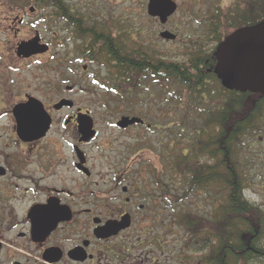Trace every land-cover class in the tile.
Listing matches in <instances>:
<instances>
[{"label": "flooded vegetation", "instance_id": "af4514ba", "mask_svg": "<svg viewBox=\"0 0 264 264\" xmlns=\"http://www.w3.org/2000/svg\"><path fill=\"white\" fill-rule=\"evenodd\" d=\"M67 1L39 0L28 7L31 14H35L38 5L44 8L45 12L33 20H46L51 40L61 47L67 44L76 53V61L85 63L79 69L69 68L65 92L56 99L51 97L52 92L38 95L36 86L23 85L20 77L23 63L52 51L53 41L45 40L44 34L36 30L28 40L0 42V264H202L183 258L182 165L177 149L169 153L174 142H180L181 117L170 115L177 131L166 138L163 130L170 123H166L169 113L154 114L158 122L152 124L149 117L153 113L143 106L141 112L111 114L113 120H109L108 114H98L91 108L98 102L95 96H81L88 93L90 87L85 83L89 80L95 79L91 82L101 85V69L105 66L107 77L116 86L115 95L127 98L126 93L137 87L131 84L135 78L134 61L149 62L152 54L145 40L140 43L139 39L153 30L162 44L177 42L180 31H186L183 24H209L219 7L208 8L206 11L211 13L202 17L182 16L178 22L180 5L172 0L177 9L163 22L160 16L150 14L151 0H146L140 4L143 16L137 18L144 27L138 33L130 21L126 28L117 26L115 18L128 12L120 6L118 10L117 5L123 0H110L111 6L105 5L104 10L89 1ZM190 1L201 5V0ZM25 3L28 2L19 3L22 12L27 8ZM231 3L229 6L235 9L242 6L241 0ZM15 5L0 2L4 9L18 8ZM9 16L5 29L12 36H19L26 17ZM150 23L157 29L150 28ZM36 37L38 49L46 47V51L26 56L20 50L22 43ZM90 65L96 68L90 70ZM69 93L81 95L80 99L86 102H78ZM169 95L164 101L181 112V97H174L171 92ZM257 99L252 98V102ZM126 117L139 120L125 123ZM103 119L107 121L104 136ZM154 128L158 137L151 141L149 133ZM245 132L254 135L244 138L249 170L243 183L247 186L254 175L249 166L258 155L248 148V144L256 142V131ZM125 136H129V144L126 139L121 140ZM258 139L263 143L264 136ZM118 141L120 145H116ZM119 146L127 157L112 156L111 150H118ZM153 150L158 151L159 160L151 156L153 161H145L143 153ZM260 165L264 170V163ZM249 202L261 221L264 204ZM224 206L229 214L227 196ZM194 214L199 217L196 210ZM247 241L264 247V235L257 241ZM263 259L264 256L260 261Z\"/></svg>", "mask_w": 264, "mask_h": 264}, {"label": "trees", "instance_id": "16d2710c", "mask_svg": "<svg viewBox=\"0 0 264 264\" xmlns=\"http://www.w3.org/2000/svg\"><path fill=\"white\" fill-rule=\"evenodd\" d=\"M241 3L237 9L230 6L216 9L208 24V33L215 34L216 43L229 34L221 36V25L236 29L264 18V0H241ZM214 48L191 53L186 60L176 62H161L153 56H149L150 63L144 59L134 61L135 78L131 84L138 86L144 76H150L152 81L160 82L161 91L170 90L172 96L182 99L179 102L182 126L178 128L181 139L174 142L169 153L177 149L183 188L186 186L184 197L203 190L212 198L213 188L223 192L222 197L213 198L217 207L210 217L184 213L182 218L187 233L203 235L205 242L213 244L200 262L256 264L264 256V247L247 240L257 241L264 235V217L259 221V213L244 194L247 186L243 182L249 170L244 138L252 135H247L246 130H264V97L223 87L214 72ZM254 97L259 99L252 102ZM226 196L230 201L229 214L224 206Z\"/></svg>", "mask_w": 264, "mask_h": 264}, {"label": "rangeland", "instance_id": "374dc122", "mask_svg": "<svg viewBox=\"0 0 264 264\" xmlns=\"http://www.w3.org/2000/svg\"><path fill=\"white\" fill-rule=\"evenodd\" d=\"M34 1L39 0H0V2H3L6 6L9 5V3H15V6L18 5V8L16 7L15 9H10L9 7L4 9L0 7V37L4 39H0V42L5 43V41H7L8 39L18 40L19 38L28 40V38L34 36L36 30H38L40 34H44L45 40H51V33L48 34L47 25L46 23H44L46 20L42 22L33 20L38 15H41L45 12L44 8L36 4L38 6L35 14H31L28 9L29 5L34 4ZM85 1L92 2L94 5H96V7L103 8V10L105 5H109V7L111 6L109 3L110 0H68L67 2L79 3ZM123 1V4H121V2L119 5H117L118 10L120 6L124 12H128L126 14L122 13V18H115L117 26L126 28V26L129 25L127 21H130L133 24L134 28H137L136 32L140 33L139 31L142 27H144V25L142 24L141 19L139 20L137 17L143 16V7L140 4L146 0ZM20 2H28L27 4L25 3V6H27V8L24 9V12H22L23 9L20 8ZM177 2L180 6L179 13L176 18L178 22H181L182 16H206L211 13L210 11H206L208 8H214V10L217 6L226 8L227 6H229L227 5V3H231L232 0H201V5H198L199 3H194L190 0H177ZM234 8L235 7H233V9ZM3 12H5L6 14ZM21 13L24 17H26V20L22 24L19 36H12L11 34H9L11 32L5 29L9 26V23L6 21L7 15H10L9 17H14L16 14L22 16ZM125 17H127V19H125ZM149 25L150 28L157 29L154 24L150 23ZM183 27L186 29V31H180L181 38L177 42H166V45H164L155 37V31L153 30L151 32L149 31L150 33H148V36H144L145 34L143 33L144 35L142 36H144L145 38L143 39L142 37L141 39H139V42L143 43V40H145L144 43L149 46V53H152L154 57L156 54H159L160 58L175 62L184 60V58H186L190 53H194L204 49L211 50L217 44L214 37L215 34L209 35L208 24H206V22H194L190 26H188L187 24H183ZM190 27L193 29V31L192 29L190 30ZM233 30L234 29L229 28L227 24H223L221 25V36H223L225 33H230ZM53 44L54 47L52 48V51L45 54L33 56L31 59L24 62L22 74H20V77H22L23 85L36 86L35 93H38V95H42L45 92H52L51 97L56 99L60 92H65L63 86L67 82V76L69 74V72L67 71L69 70V68L71 71L74 70V68L79 69L81 64L84 65L85 63L76 61V53L70 50L67 44L64 45V47L59 46L56 41H53ZM152 54L150 56H152ZM63 60L65 63L63 62ZM95 68L96 67L90 65V70H94ZM107 71L108 70L105 68V66H103L101 69L102 86L99 84L97 86L91 82H96L95 79L89 80V82L92 83L93 86L90 85L89 82L85 83L88 87H90V89H87L88 93L85 94L86 96H81L77 93H69L67 95L69 97L77 98V101L80 103L86 102L85 99H80V96L88 98V96L93 95V99L95 96L98 102L93 103L91 105V108L98 114H108L107 118L109 120H113L111 114L119 115L123 112H136V110H138V112H141L143 106L147 107L149 113H153L149 117V121L152 124L158 122V120L154 119V114L167 115L169 113L170 119H167L166 123L169 121L170 123L166 124L167 130H163V132L165 133L166 138L173 136L174 130L177 131V128L173 126L174 123L171 121L174 120H172L170 115L177 116V119H180L181 116L183 117V113L176 110V108L171 107L166 100L164 101L165 98L170 96L168 92L170 90L161 91L160 82H158V80L155 81L153 79L152 81L150 76H144L145 79H143L142 84H139L137 87L131 89V93H126L127 98L120 97L118 96V94L115 95L116 86L111 84V79L107 77L109 75V72L107 73ZM126 90H123L121 92H125ZM102 123V135L104 136L107 132L106 119H103ZM154 130H156V128L151 129L149 133L151 141L158 137V130L156 131V133H153ZM255 133L256 137L254 140H256V142L252 145L248 144V148L258 156L256 162L252 163L249 166L254 175L248 179L249 182L247 183V188L244 192L249 200L262 205L264 204V170L262 169L260 163H264V141L263 143H261L258 139V136L263 137L264 130L258 132L256 131ZM252 136L254 135L252 134ZM123 139H126L129 144V136L121 137V140ZM119 143H121V141H118L116 145H120ZM121 147L122 146H119L118 150H111V154L113 157H116L118 155L127 157L126 152L120 150L123 149ZM143 154L145 155V161H153L152 157H154V159L157 161L159 160V153L157 150H153V153H149L148 151H146ZM155 155L157 156L155 157ZM184 188H186V186H184ZM213 190H215V192L214 194H212L214 195L212 198L208 195L207 191L203 190H198L185 196L181 206L183 214L182 218L184 216V213H194V210H196L197 214L202 217L211 216L214 209L217 207V202L214 201V199L222 197L221 193H223L216 191V189L214 188ZM190 235L191 234L187 233V230L182 225L183 258L186 257L188 262L198 263L199 261H201V258L205 255V253L213 248V244L205 242L203 235ZM254 263L264 264V259L261 261H255Z\"/></svg>", "mask_w": 264, "mask_h": 264}, {"label": "water", "instance_id": "95a60500", "mask_svg": "<svg viewBox=\"0 0 264 264\" xmlns=\"http://www.w3.org/2000/svg\"><path fill=\"white\" fill-rule=\"evenodd\" d=\"M176 9L177 4L172 0H151L149 4L150 14L160 16L163 22ZM163 35L174 37L169 33ZM37 38L22 43L20 50L26 56L46 51V47L38 49ZM213 56L216 59L214 72L225 88L264 97V18L226 35L217 44ZM135 120L139 119L124 118L125 123Z\"/></svg>", "mask_w": 264, "mask_h": 264}]
</instances>
